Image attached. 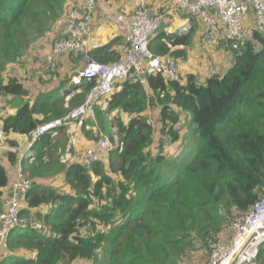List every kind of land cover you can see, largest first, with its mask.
<instances>
[{
    "label": "trees",
    "instance_id": "1",
    "mask_svg": "<svg viewBox=\"0 0 264 264\" xmlns=\"http://www.w3.org/2000/svg\"><path fill=\"white\" fill-rule=\"evenodd\" d=\"M63 1L0 0L5 106L29 93L17 76L3 77L5 68L22 56L28 30L40 31L39 23L56 20ZM64 29L63 22L60 35ZM200 30L199 24L176 32L159 28L150 47L165 59L185 57ZM121 42L113 39L91 56L116 62L120 54L114 47ZM229 53L227 66L204 78L188 73L182 81H168L154 74L147 84L133 76L119 82L102 106L103 113L113 114L118 142L109 136L114 149L102 161L88 166L64 161L71 144L75 147L68 134L71 121L59 129L57 141L40 137L34 159L21 162L33 184L22 215L36 211L47 232L14 229L0 264H102V259L103 264H197L192 260L197 255L209 256L210 245L264 195V33L253 28L245 44ZM95 83L84 81L80 101ZM61 90L25 101L14 115L6 112L9 145H19L11 135L31 138L39 125L67 115ZM1 155L11 164L19 161L10 150ZM60 175L65 190L46 181ZM8 184L10 171L0 161V212ZM258 261L264 264V247Z\"/></svg>",
    "mask_w": 264,
    "mask_h": 264
},
{
    "label": "built area",
    "instance_id": "2",
    "mask_svg": "<svg viewBox=\"0 0 264 264\" xmlns=\"http://www.w3.org/2000/svg\"><path fill=\"white\" fill-rule=\"evenodd\" d=\"M99 1L73 0L67 5L64 35L53 42L52 49L44 57L47 70L57 73L62 65L59 63L62 57L83 52L84 66L70 75L66 90L62 92L68 108L67 115L39 125L25 146H11L6 141L3 127L5 96L0 89V151L10 150L19 157L14 181L3 199L0 212V259L11 232L17 227L32 226L42 233L47 232L39 219L22 215L26 193L33 184L25 176L21 162L26 157L32 159L35 156L34 145L40 137L50 135L51 139H55L59 129L68 121L82 127L94 108L103 105L118 82L129 76L143 84H147L148 76L154 74H161L168 81H182L187 76V71L175 58L165 59L150 47L152 38L167 18L163 5L171 3L174 7L169 9L187 11L192 19H196L201 28L199 41L205 47L234 50L245 44L253 28L264 33V0H154L160 5L151 4L149 0H136L123 56L116 62L104 63L89 55L90 50L99 47L98 43L92 41L91 25ZM251 19H254L252 25L249 24ZM88 79H95L96 83L80 103L69 106L70 100L82 92L83 83ZM71 81L75 82L72 86ZM79 134L76 131L75 136ZM113 149L110 138L102 135L91 147L76 150L77 153L71 155V161L88 166L109 157ZM226 235L228 238L210 245L211 255L206 264H259V253L264 245V195L246 213L232 221Z\"/></svg>",
    "mask_w": 264,
    "mask_h": 264
},
{
    "label": "rangeland",
    "instance_id": "3",
    "mask_svg": "<svg viewBox=\"0 0 264 264\" xmlns=\"http://www.w3.org/2000/svg\"><path fill=\"white\" fill-rule=\"evenodd\" d=\"M72 1L73 0L63 1L62 6L57 9L56 20H54V21L51 20L49 22L45 21L43 23H39L38 25L41 28L40 31L33 32L32 29L28 30L29 36H28V38H26L27 42L25 43V45L22 49L23 50L22 56L18 59L17 63H10L5 68V72H4L3 77L6 80L8 79V76H17L26 85V87L30 90V92L32 94H34L36 91H38V89L41 88V86L45 82L44 79L49 78V75H46V73H50V70H47L46 65L43 61H44V57L50 51L47 52L46 54H41V53L44 52L45 49H43V48H44V45L46 43L50 42V40H52V39H54V41H55V39H58L61 36L60 31L62 28V23L65 20L66 7ZM184 12L187 13V11H184ZM190 21L192 22L193 25L198 24V21L196 19H192L191 16L187 13L185 17L180 19V21H179L180 23H175L173 25L172 32H176L179 29L185 30V29L191 28L192 24L189 23ZM253 21H254V19H251L249 24L252 25ZM109 26L112 27V25H109ZM109 26H107L106 28L108 29ZM192 46L187 49L188 51H187V55L185 57H180L179 59H177V60H179L178 63L182 66V68L188 72L189 71H196V74H198L202 78H204L209 73L215 71L217 68L221 69L222 68L221 63L226 62L224 59H222L219 56L221 54L220 53L218 54V52L213 48L208 47V48H200L199 49L198 47H192ZM207 49H213V50H207ZM79 52H80L79 54H78V52L73 53L74 55H73V58L71 59V61L73 62L72 67L70 69L71 71L78 70V69L82 68L85 64L84 61L82 60V54L83 53L81 51H79ZM37 56H38V58L34 59V57H37ZM223 65H225V64H223ZM60 66H61V68L57 69L58 73H63L65 71L66 64L63 63ZM67 76H68V74L67 75H61L60 74L61 79H66ZM65 87H66V84H64L61 87V89L65 88ZM82 93L76 94V96L70 100L69 106H75L76 105V104H74L75 99H77L76 100L77 104L80 103L81 102L80 96L82 95ZM6 107L8 108V106H5V110H6ZM6 112H7V110H6ZM150 116H151V120H156L157 119V111L153 110ZM124 117H126V115H124ZM95 118H96V121H95ZM125 119H128V116ZM71 122L72 123L70 124V127L72 128V130H71L72 133H68V134H70V136L72 137V139H74L75 142L78 138L81 141H82V139L85 138L88 141H92V143H93L98 137H100L102 135H107V136L114 135L115 136V131H117L116 126H114V128H113L112 121L108 118V115H106L105 113H103L100 110V105H97L94 108V112L88 115L87 120L84 124L87 130H83V128L81 129V127L78 126L74 121H71ZM155 122L157 123V121H155ZM158 125H159V123H158ZM67 126H66V128H67ZM95 126L97 127L96 132L98 134L97 135L98 137L94 136L95 133L93 131H95V130L92 127H95ZM184 128H183V130L185 131ZM76 131H79V133H80L77 137L75 136ZM85 131H87V133H85ZM68 134H67V132H64L63 136L68 137ZM59 136H60V134H59ZM59 136L55 139L56 141L59 139ZM115 139H116V142H118V136H115ZM29 140H30V138H28V141ZM79 145L80 144H78V146L74 147L73 144H71V150H69L67 152V154L64 156V161H71V159H72L71 155L77 153L76 150H79V149L81 150ZM184 145L185 144H182V148ZM18 146L23 147L21 145H18ZM174 149H173V151H174ZM59 151H62V150L59 149ZM178 153H179V151L177 152V154ZM32 159H34V157ZM45 159L47 161H49L48 158H45ZM46 181L54 183V185L56 187H59L63 190L66 189V181L62 175L56 176V177H49ZM32 216L36 217L34 215H32ZM226 233H227V231L221 236V239L228 238V235H226ZM210 255H211V252H210L209 256H208V254L201 253L199 257L197 255L196 258L192 259V260L194 263H197V264H206V263H208L207 260H209ZM207 256H208V258H207ZM102 260H103L102 261V264H103L106 259H102ZM258 263H259V261H258ZM76 264H87V263L83 262V260H79L78 262H76Z\"/></svg>",
    "mask_w": 264,
    "mask_h": 264
},
{
    "label": "crops",
    "instance_id": "4",
    "mask_svg": "<svg viewBox=\"0 0 264 264\" xmlns=\"http://www.w3.org/2000/svg\"><path fill=\"white\" fill-rule=\"evenodd\" d=\"M149 2L151 4H154V5H160V4H156V2L154 0H149ZM136 4H137L136 0H110V1L100 0L97 9L93 13V18H92V24H91L92 29H93L92 41L98 43L99 47H101V46H104V45L110 43L113 39L121 38L122 42L120 44L115 45V47H114V49L119 52V54H120L119 57L121 58L123 56V53H124V48H125V43H126V34L130 31L131 24H132L131 23L132 14L135 10ZM172 6L173 5L171 3H167V4L163 5V10L167 11V18L162 22L160 28L165 29L167 32H172L173 25L175 23H180L179 22L180 19L185 17L187 14L184 11L182 12L178 9H174V8L169 9ZM189 23L192 24L191 21ZM109 25H112V27ZM107 26H109L108 29L106 28ZM198 33L195 35V38L193 39L191 46L193 45L192 47H198L199 49L200 48H208V47H205L204 45H202L200 43ZM53 42H54V39L50 40V42H48L46 44L44 43L45 45H44L43 49H45V50L41 54H46L47 52H49L52 49ZM190 47H188V48H190ZM98 48L90 50L89 55L91 56V52L97 50ZM180 48H182V47H180ZM188 48H186V49H188ZM207 50H213V49H207ZM215 50L218 52V54L220 53L221 55H219V56L226 61V62L221 63L222 68H225L227 66L229 58H230L229 50L227 48H221V49H215ZM79 53L80 52H78V54ZM73 55L72 56L71 55L70 56H64V57H62V59L59 60V63L61 62V64H63V63L66 64L65 71L63 73H60V74L61 75H67L68 74V76L66 77L67 79H69L70 75L74 71H76V70H74V71L70 70L72 67V63H73L71 61V59L73 58ZM35 58H38V56L34 57V59ZM82 58H83V54H82ZM179 58L180 57H177V58L175 57L176 60ZM177 61H179V60H177ZM223 64H225V65H223ZM218 69H220V68H217L216 70H218ZM188 73L196 74V71H189V72L187 71V74ZM60 74L58 77H53L52 75H49V73H46V75H49V78L44 79L45 82L43 83L41 88L38 89V91H36L34 94H32L30 92V90L26 87L28 92H29L28 95L23 99H21V97L13 98V100L11 99L12 101L10 100V102L7 103V106H8V108L6 107L7 113L9 115L16 114L19 107L22 106V104L25 101L30 100L33 103L35 101V99L40 94L48 93V92H51V91H54L57 89H59V92H60L61 87L67 81V79L65 81H63V79H61V77H60ZM102 106L104 107V105H100L101 111L103 109ZM105 114L108 115V118L111 121L113 120L112 119L113 114H107V113H105ZM126 117H127V115H126ZM95 121H96V118H95ZM92 128L95 130V131H93L95 133L94 136H97L98 135L96 132L97 127L95 126ZM10 138L16 139L18 144L21 146H25L28 143V137L25 135L14 134V135H11ZM94 142L92 143V141H88L85 138L82 139V141L80 139H78L75 142V146H78V144H80L79 147L81 148V150H84L88 147H91L94 144ZM0 161L8 167V169L10 171V180L12 183L14 180V177L16 175L18 163L11 164L8 161V159L5 157V155L0 156ZM9 186L10 185L8 184V186L5 189L10 188ZM44 211H42V212H44ZM35 212L36 211H32L31 215H35L36 214Z\"/></svg>",
    "mask_w": 264,
    "mask_h": 264
},
{
    "label": "bare ground",
    "instance_id": "5",
    "mask_svg": "<svg viewBox=\"0 0 264 264\" xmlns=\"http://www.w3.org/2000/svg\"><path fill=\"white\" fill-rule=\"evenodd\" d=\"M74 83H75V82H72V81H71V85H70V86L74 85ZM66 84H67V83H66ZM63 90H66V87L63 88L61 91L63 92ZM67 90H68V89H67Z\"/></svg>",
    "mask_w": 264,
    "mask_h": 264
},
{
    "label": "clouds",
    "instance_id": "6",
    "mask_svg": "<svg viewBox=\"0 0 264 264\" xmlns=\"http://www.w3.org/2000/svg\"><path fill=\"white\" fill-rule=\"evenodd\" d=\"M97 137H98V136H97ZM108 137H109V136H108ZM96 140H97V139H96ZM96 140H95V141H96ZM110 140H111V139H110ZM94 143H95V142H94Z\"/></svg>",
    "mask_w": 264,
    "mask_h": 264
},
{
    "label": "water",
    "instance_id": "7",
    "mask_svg": "<svg viewBox=\"0 0 264 264\" xmlns=\"http://www.w3.org/2000/svg\"><path fill=\"white\" fill-rule=\"evenodd\" d=\"M112 126H113V128H114V125H113V123H112Z\"/></svg>",
    "mask_w": 264,
    "mask_h": 264
}]
</instances>
